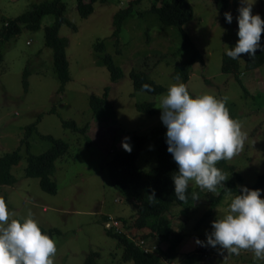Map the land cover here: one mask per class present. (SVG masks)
<instances>
[{"label": "rangeland", "instance_id": "rangeland-1", "mask_svg": "<svg viewBox=\"0 0 264 264\" xmlns=\"http://www.w3.org/2000/svg\"><path fill=\"white\" fill-rule=\"evenodd\" d=\"M37 1L40 0H0V23L2 18L12 17ZM62 1L65 4L63 13L75 29L61 23L57 31L67 39L64 52L68 79L60 92L56 89L58 79L52 67L51 50L43 44V27L52 21L51 13L41 16L37 29L21 26L16 36L0 42V155L18 145L20 154L10 169L14 181L0 184V197L5 199L12 218L26 216L30 210L39 225L57 229L51 237L57 247L54 264H81L91 250L97 253L96 264H133L120 257L114 237L103 228L105 214H130L124 195L109 180L107 161L112 151L124 150L121 145L129 135L127 132L145 134L153 126L160 125L167 131L160 119L159 98L166 94L170 84L180 82L171 74L174 63L191 53L188 45L177 49L183 42L181 31H185L202 53V62L192 63L183 82L190 95L193 98L204 93L217 98L228 96L226 106L231 118L240 120L242 130L247 133L243 151L225 161L227 166H233L240 173L245 183L253 182L264 170V63L246 68L240 57L237 76L220 69L222 51L235 46L238 40L237 17L241 0L224 9L215 8L212 0H187L192 7V16L181 26L161 23L156 12L148 9L151 0H139L121 21L117 39L110 35L111 16L128 0L94 1L92 11L84 17L78 14L75 0ZM233 5L235 12L231 9ZM225 12L231 14V23L226 22ZM252 13L264 20V0H254ZM97 40L103 43L99 52L93 49ZM102 53H108L120 66L122 74L117 80L109 79V71L100 59ZM131 68L142 70L164 89L155 93L133 89L127 74ZM23 69L27 70L25 89L21 84ZM104 85H108V91L106 104L98 112L103 113L99 120L91 111L88 99L90 94L100 95ZM143 100H151L156 111L148 113L133 106ZM109 110L114 115L111 121L107 116ZM61 119H72L78 126L86 124L87 129L84 133L74 131L63 126ZM34 120L35 128L27 136L29 152L38 153L49 145L50 141L40 134L48 133L67 142V150L54 160L50 175L56 184L53 193L42 190L37 177L23 174L26 146L20 140L24 126ZM150 137L152 140L148 139L140 146L135 159L142 168L156 162L154 149L144 146L157 140L154 134ZM233 168L227 171L231 176ZM235 180L239 183L238 178ZM189 183L195 185L194 181ZM260 186L257 189L261 190L264 199V181ZM231 194L235 196L234 192ZM229 202L226 192L213 213L193 226L204 208L201 199L194 201L195 211L191 210V205L184 212L188 216L187 223L178 230L181 203L170 206L164 213L172 219L171 232L179 231L181 236L177 240L169 235L166 243L164 241L172 253L169 261L179 264L188 253L197 254L201 245L195 238L205 244L206 234L212 231L211 222L222 218ZM132 208L135 210V206ZM171 240L175 242L172 246ZM204 252L208 256L200 261L185 259V264H250L251 261L264 264V260L254 259L250 250H241L239 255H234L219 245L215 248L207 245Z\"/></svg>", "mask_w": 264, "mask_h": 264}, {"label": "trees", "instance_id": "trees-1", "mask_svg": "<svg viewBox=\"0 0 264 264\" xmlns=\"http://www.w3.org/2000/svg\"><path fill=\"white\" fill-rule=\"evenodd\" d=\"M94 1L104 2L106 0H75V8L78 14L84 17L90 13L93 9ZM138 1L139 0H128L125 6L117 8L112 13V29L110 35L115 39H117L121 21L131 11L132 5ZM212 2L215 8L224 9L230 3L235 4L236 0H212ZM64 8L65 4L62 0H40L32 2L28 8L12 17L2 18L0 23V42H2L12 36H16L20 32L21 26L31 30L37 29L43 14L51 13L53 15L52 21L43 27V44L51 50L52 67L58 79V86L56 87L57 92L63 89L64 82L68 79L67 59L64 52L67 39L65 36L59 35L57 31L61 23H65L70 28L75 29V25L64 15ZM148 9L156 12L159 21L163 24L181 26L183 22L187 21L192 16V7L187 0H151ZM231 9L235 12V5H233ZM181 32L183 34V42L177 49L188 45L191 47V53L188 57L181 58L174 63L171 74L173 77L179 75L180 82L183 83L187 79L188 71L192 63L195 61L202 62V53L185 34V31L182 30ZM260 45L261 48L257 49L254 58L248 55H241L244 67L254 68L264 63V33L261 35ZM102 48L103 43L101 40H97L93 43V49L96 52L101 51ZM226 52L227 48L222 51L220 69L224 72H232L233 76H237L236 72L239 61L238 59L233 60L229 58ZM100 59L109 71V79L111 81L117 80L122 74L120 66L112 61L108 53H102ZM26 74L27 70L23 69L21 84L24 89L26 88ZM127 74L131 80L133 89L143 90L142 85L145 84L153 89V91H151L152 93L160 92L164 89L163 85L148 77L142 70L131 68L128 70ZM242 88L245 90L244 87ZM107 91L108 85H104L100 95H89V106L99 120L103 113L98 112H100L106 104ZM133 106L137 110L146 111L148 113H154L156 111L151 100L135 102ZM108 113V119L111 121L114 119L113 111L109 110ZM38 116L39 113L37 114V117ZM35 122L36 120L31 121L24 126L23 138L20 140V142H25L26 146L23 174L25 176L37 177L39 187L48 193H53L56 190V184L50 175L54 169V160L67 150V142L60 137L48 133L40 134L50 141L49 145L38 153L29 152L27 149V136L35 128ZM60 122L63 126H67L74 131L84 133L87 129L86 124L78 126L72 119H61ZM119 125L121 126V122ZM127 133L129 134L126 137L128 138L127 142L130 143L132 150L130 153L125 150L112 151L107 161V173L111 184L124 195V199L128 202L130 208L128 212L130 214H105L103 216V228L106 233L114 237L116 247L120 248V257L123 260H131L133 264H162L159 251L157 247L153 246L155 238L164 240L167 236L173 235L178 240L181 236L179 231L171 232V217L164 212L169 210L170 206L181 203V224L177 230L180 227L181 229L184 228L188 217L184 212L189 210L191 205L192 211L196 209V206H193L195 203L191 199V193L193 191L198 193L200 199L204 203L202 212L196 217L193 224V226H197L202 219L213 213V209L216 204L220 202L221 196L227 192L225 188L230 189L231 192H234L236 195L240 194V186L255 190L261 187L260 185L264 181L263 170L256 175L253 182H242L240 173L237 172L233 166H227L225 160H222L216 165L218 168L226 173L228 168L232 167L234 170V172L231 173L233 177L230 175L228 180L224 182L225 188L218 187L216 194H214L207 190H201L196 185H191L189 183L187 192L188 200L186 202H181L175 197L172 177L174 174L178 173V166L172 155L167 151L166 130L160 125L153 126L152 130L150 129L145 134H135L131 133V131ZM152 134L157 137V140L147 142L144 146L154 149L156 162L153 166L142 168L135 163V159L140 150V146L146 140L151 139L150 136H152ZM18 149L19 145L0 155V184H10L14 181L15 177L10 169L20 158ZM235 178L239 179V183H236ZM152 189L155 190V202H150L148 198ZM132 206H135V210H133ZM39 227L42 232L49 235L50 238L52 237V233L57 231L54 227L46 228L41 225H39ZM147 239L149 241H147ZM196 239L200 240L199 238ZM146 243L149 244L151 250H149ZM174 243V240L170 241L171 246ZM206 246L207 243L205 240L204 246H199L197 248V254L188 253L184 258L192 260L197 259L200 261L202 258L208 256V254L204 252ZM96 257L97 253L91 250L85 255L81 264H96ZM185 259L181 261V264H185ZM250 264H255V262L251 261Z\"/></svg>", "mask_w": 264, "mask_h": 264}, {"label": "clouds", "instance_id": "clouds-1", "mask_svg": "<svg viewBox=\"0 0 264 264\" xmlns=\"http://www.w3.org/2000/svg\"><path fill=\"white\" fill-rule=\"evenodd\" d=\"M252 3L241 0L238 8V40L234 47L228 48L226 55L240 59L241 55L254 58L261 48V35L264 33V20L252 13ZM227 23L232 22L230 13H224ZM180 81V76L174 77ZM142 89H153L145 84ZM229 97L217 98L204 93L194 98L187 86L182 83L170 84L166 94L159 98L160 119L166 126L167 151L178 166V173L172 179L175 197L181 201L188 200L189 182L194 181L201 190L217 192L218 187L225 188L224 182L229 174L216 165L230 161L239 155L247 140L243 124L230 116L226 104ZM122 141V148L131 152L130 143ZM230 202L222 218L211 222L212 231L206 234L209 246L217 245L228 254L239 255L241 250H250L254 259L264 260V199L261 190H251L240 186V194L234 197L231 190L225 188ZM150 202H155V190L148 195ZM192 201L199 200L197 192L191 193ZM204 246V242L196 239ZM166 240L156 239L162 264H178L169 261L172 256ZM149 250L151 247L146 243ZM57 252L55 241L42 232L38 222L29 210L26 216L12 218L3 197H0V264H54ZM181 264V263H179ZM256 264V263H255Z\"/></svg>", "mask_w": 264, "mask_h": 264}]
</instances>
